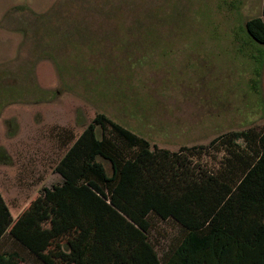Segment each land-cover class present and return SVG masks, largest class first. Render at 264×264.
Returning a JSON list of instances; mask_svg holds the SVG:
<instances>
[{
	"label": "rangeland",
	"instance_id": "obj_1",
	"mask_svg": "<svg viewBox=\"0 0 264 264\" xmlns=\"http://www.w3.org/2000/svg\"><path fill=\"white\" fill-rule=\"evenodd\" d=\"M258 3L0 0V194L13 215L61 181L54 166L98 114L216 171L224 148L198 147L264 125V44L244 28ZM177 233L153 221L159 256Z\"/></svg>",
	"mask_w": 264,
	"mask_h": 264
},
{
	"label": "trees",
	"instance_id": "obj_2",
	"mask_svg": "<svg viewBox=\"0 0 264 264\" xmlns=\"http://www.w3.org/2000/svg\"><path fill=\"white\" fill-rule=\"evenodd\" d=\"M244 28L264 44V0ZM257 130L198 147L224 148L211 172L191 166L188 149L152 148L96 115L54 166L61 181L15 219L0 194V264H264V125ZM154 220L178 226L161 256Z\"/></svg>",
	"mask_w": 264,
	"mask_h": 264
},
{
	"label": "crops",
	"instance_id": "obj_3",
	"mask_svg": "<svg viewBox=\"0 0 264 264\" xmlns=\"http://www.w3.org/2000/svg\"><path fill=\"white\" fill-rule=\"evenodd\" d=\"M251 1H254V0H251ZM262 4H263V0H259V3H258V10H259V11L262 10ZM55 174H56V173H55ZM23 209H24V207H23L19 212H17L15 215H13V213L11 212V210H10V208H9V210H10V214H11L12 218L15 219V218L20 214V212H21Z\"/></svg>",
	"mask_w": 264,
	"mask_h": 264
}]
</instances>
